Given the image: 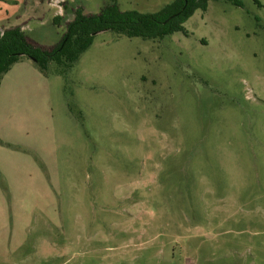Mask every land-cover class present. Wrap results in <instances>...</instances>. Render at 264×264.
Instances as JSON below:
<instances>
[{"label": "rangeland", "instance_id": "obj_1", "mask_svg": "<svg viewBox=\"0 0 264 264\" xmlns=\"http://www.w3.org/2000/svg\"><path fill=\"white\" fill-rule=\"evenodd\" d=\"M239 1L210 0L187 35L99 32L66 77L11 66L0 264H264V0ZM109 2L0 0V14L49 50L76 8Z\"/></svg>", "mask_w": 264, "mask_h": 264}, {"label": "trees", "instance_id": "obj_2", "mask_svg": "<svg viewBox=\"0 0 264 264\" xmlns=\"http://www.w3.org/2000/svg\"><path fill=\"white\" fill-rule=\"evenodd\" d=\"M209 1L171 0L154 13L121 11L116 0H110L95 14H84L81 8H76L60 41L49 50L31 42L21 27L3 29L0 31V80L11 66L24 58L31 60L43 75L53 63L57 73L66 77L67 71L91 45L94 34L103 31L143 40H161L175 32L187 35L183 24L196 10L204 12ZM225 1L238 7L242 5L239 0ZM60 18H53V24Z\"/></svg>", "mask_w": 264, "mask_h": 264}, {"label": "crops", "instance_id": "obj_3", "mask_svg": "<svg viewBox=\"0 0 264 264\" xmlns=\"http://www.w3.org/2000/svg\"><path fill=\"white\" fill-rule=\"evenodd\" d=\"M5 15L0 14V31L3 29H8L10 27H14V26H20L21 29L23 30V26L22 25H18V24H10V22H5V20H8ZM24 32V30H23ZM28 38V37H27ZM29 39V38H28ZM30 40V39H29ZM31 42L35 43L36 45H38L36 42H34L33 40H30ZM23 62V61H22ZM17 64V63H16ZM25 64V63H24ZM15 65V64H14Z\"/></svg>", "mask_w": 264, "mask_h": 264}, {"label": "water", "instance_id": "obj_4", "mask_svg": "<svg viewBox=\"0 0 264 264\" xmlns=\"http://www.w3.org/2000/svg\"><path fill=\"white\" fill-rule=\"evenodd\" d=\"M95 35V34H94Z\"/></svg>", "mask_w": 264, "mask_h": 264}]
</instances>
